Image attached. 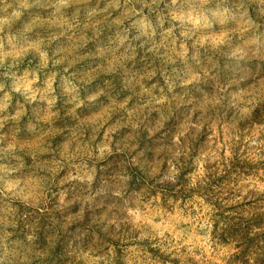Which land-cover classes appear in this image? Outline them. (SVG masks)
<instances>
[{"label": "rangeland", "instance_id": "1", "mask_svg": "<svg viewBox=\"0 0 264 264\" xmlns=\"http://www.w3.org/2000/svg\"><path fill=\"white\" fill-rule=\"evenodd\" d=\"M264 0H0V264H264Z\"/></svg>", "mask_w": 264, "mask_h": 264}, {"label": "trees", "instance_id": "2", "mask_svg": "<svg viewBox=\"0 0 264 264\" xmlns=\"http://www.w3.org/2000/svg\"><path fill=\"white\" fill-rule=\"evenodd\" d=\"M262 223H261V225L263 226L264 225V214L262 215ZM161 264H164V261L163 260H161Z\"/></svg>", "mask_w": 264, "mask_h": 264}]
</instances>
